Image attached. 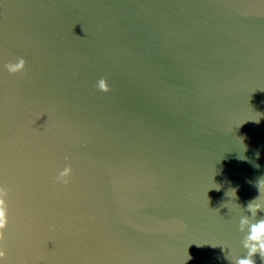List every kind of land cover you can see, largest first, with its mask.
Here are the masks:
<instances>
[{
	"label": "water",
	"instance_id": "95a60500",
	"mask_svg": "<svg viewBox=\"0 0 264 264\" xmlns=\"http://www.w3.org/2000/svg\"><path fill=\"white\" fill-rule=\"evenodd\" d=\"M261 178L264 0H0V264H231Z\"/></svg>",
	"mask_w": 264,
	"mask_h": 264
},
{
	"label": "clouds",
	"instance_id": "9594fccd",
	"mask_svg": "<svg viewBox=\"0 0 264 264\" xmlns=\"http://www.w3.org/2000/svg\"><path fill=\"white\" fill-rule=\"evenodd\" d=\"M27 61L24 58H19L16 62H9L6 65L7 70L10 73H22L25 71ZM97 87L99 90L108 92L111 91L110 85L107 78H101L98 81ZM259 120H257L258 122ZM72 167L66 166L59 172L57 179L64 184L69 182V178L72 175ZM257 187L259 193H264V178H261L257 182ZM233 194L236 196V190L231 189ZM227 194V193H226ZM9 193L4 186H0V243L5 240V230L9 224V207H8V197ZM261 198V195L255 197L253 200L249 201L246 210L251 213V217L245 215L240 219V230L247 233L242 243L244 248L247 250V255L243 257L236 258L231 264H256L254 257L259 254L262 260H264V218L255 220L254 218L261 211H264V205L257 203ZM7 256V252L3 247H0V259ZM192 257L188 255V259Z\"/></svg>",
	"mask_w": 264,
	"mask_h": 264
}]
</instances>
